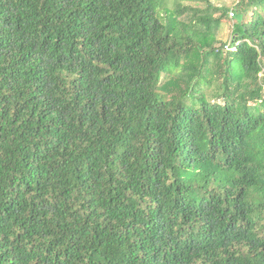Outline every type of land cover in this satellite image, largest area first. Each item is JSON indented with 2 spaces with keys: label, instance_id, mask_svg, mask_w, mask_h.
Instances as JSON below:
<instances>
[{
  "label": "trees",
  "instance_id": "obj_1",
  "mask_svg": "<svg viewBox=\"0 0 264 264\" xmlns=\"http://www.w3.org/2000/svg\"><path fill=\"white\" fill-rule=\"evenodd\" d=\"M0 264H264V0H0Z\"/></svg>",
  "mask_w": 264,
  "mask_h": 264
},
{
  "label": "rangeland",
  "instance_id": "obj_2",
  "mask_svg": "<svg viewBox=\"0 0 264 264\" xmlns=\"http://www.w3.org/2000/svg\"><path fill=\"white\" fill-rule=\"evenodd\" d=\"M212 2L218 7L234 8L239 0H212ZM168 7L174 8L173 3L171 2ZM231 29L229 23L223 24L218 33L219 39L227 42L231 38Z\"/></svg>",
  "mask_w": 264,
  "mask_h": 264
},
{
  "label": "built area",
  "instance_id": "obj_3",
  "mask_svg": "<svg viewBox=\"0 0 264 264\" xmlns=\"http://www.w3.org/2000/svg\"><path fill=\"white\" fill-rule=\"evenodd\" d=\"M230 15H231V17H233V16H234V13H233V12H231V14H230Z\"/></svg>",
  "mask_w": 264,
  "mask_h": 264
}]
</instances>
